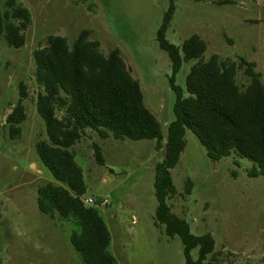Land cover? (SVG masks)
Returning a JSON list of instances; mask_svg holds the SVG:
<instances>
[{
    "label": "rangeland",
    "instance_id": "obj_1",
    "mask_svg": "<svg viewBox=\"0 0 264 264\" xmlns=\"http://www.w3.org/2000/svg\"><path fill=\"white\" fill-rule=\"evenodd\" d=\"M9 0H0V13ZM27 8L32 24L26 44L10 48L0 36V264H86L71 243L74 220L51 219L39 210L38 190L59 185L43 165L36 144L47 140L38 114L34 52L48 37L66 38L72 45L85 30L90 41L108 55L118 49L140 83L144 102L162 126L166 141L175 119V93L169 84L172 66L157 42L170 0H16ZM166 37L182 47L197 35L207 43L204 59L253 63L264 83V0H177ZM196 61L185 63L177 85ZM241 88L249 81L244 70L236 77ZM23 84L27 119L18 139L10 137L7 117L20 100ZM62 117V114H58ZM163 142V145L165 143ZM180 163L171 171L178 194L169 200L172 213L187 221L194 234L215 240L216 264H264V178H250L255 164L233 154L212 162L191 131ZM101 147L105 165L95 157ZM157 142L103 139L88 130L72 152L85 182L82 200L93 199L110 236L117 264H185L179 237L168 238L155 220V168L164 159ZM191 181L190 192H187ZM108 203L106 206L103 203ZM194 259L198 250L193 251Z\"/></svg>",
    "mask_w": 264,
    "mask_h": 264
},
{
    "label": "trees",
    "instance_id": "obj_2",
    "mask_svg": "<svg viewBox=\"0 0 264 264\" xmlns=\"http://www.w3.org/2000/svg\"><path fill=\"white\" fill-rule=\"evenodd\" d=\"M176 1L170 0L157 33V42L171 61L169 84L176 96L175 119L169 125L166 141L160 122L145 105L140 83L132 77L118 49L104 55L101 44L90 41V31L85 30L72 45L66 38L50 36L46 46L34 52L36 81L43 89L37 109L47 135L36 149L43 165L59 183L39 188L38 206L51 219L59 216L61 220H74L77 229L71 243L86 264H117L110 252L111 236L103 218L96 208L83 203V171L71 151L88 130L103 139L112 136L117 141L153 140L157 149H164V159L155 168V220L165 228L168 238H180L185 264H216L210 259L215 250L213 237L194 234L190 224L172 213L169 205V200L178 194L171 171L186 149L187 131L194 134L212 162L235 154L255 164L248 172L250 178H264L262 77L245 59L238 65L218 56L205 60L207 43L197 35L182 47L169 42L166 34L176 12ZM31 24L30 11L17 5L16 0H9L0 13V36L10 48L21 49ZM191 61L196 64L183 89L177 85V75ZM239 69L244 70L249 81L245 88L236 80ZM20 89V100L6 119L12 139L21 136V125L27 119L23 103L28 95L23 84ZM94 149L97 163L105 165L101 147L94 144ZM190 188L188 181L187 192ZM195 250L197 259L192 256Z\"/></svg>",
    "mask_w": 264,
    "mask_h": 264
},
{
    "label": "built area",
    "instance_id": "obj_3",
    "mask_svg": "<svg viewBox=\"0 0 264 264\" xmlns=\"http://www.w3.org/2000/svg\"><path fill=\"white\" fill-rule=\"evenodd\" d=\"M83 203L87 206V207H95V201L93 199H86L83 201ZM108 203L104 202L103 205L106 206Z\"/></svg>",
    "mask_w": 264,
    "mask_h": 264
},
{
    "label": "water",
    "instance_id": "obj_4",
    "mask_svg": "<svg viewBox=\"0 0 264 264\" xmlns=\"http://www.w3.org/2000/svg\"><path fill=\"white\" fill-rule=\"evenodd\" d=\"M167 152H168V151H167V147H165V156L167 155Z\"/></svg>",
    "mask_w": 264,
    "mask_h": 264
}]
</instances>
